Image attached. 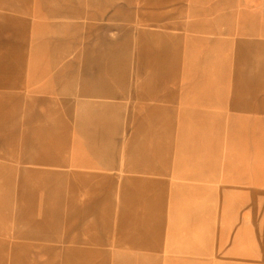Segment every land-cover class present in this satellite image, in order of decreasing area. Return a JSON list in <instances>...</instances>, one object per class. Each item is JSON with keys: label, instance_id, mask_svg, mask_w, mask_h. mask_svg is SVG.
<instances>
[{"label": "rangeland", "instance_id": "374dc122", "mask_svg": "<svg viewBox=\"0 0 264 264\" xmlns=\"http://www.w3.org/2000/svg\"><path fill=\"white\" fill-rule=\"evenodd\" d=\"M99 1L0 0V264H264V0H221L214 124L136 110Z\"/></svg>", "mask_w": 264, "mask_h": 264}, {"label": "crops", "instance_id": "0c3cea01", "mask_svg": "<svg viewBox=\"0 0 264 264\" xmlns=\"http://www.w3.org/2000/svg\"><path fill=\"white\" fill-rule=\"evenodd\" d=\"M97 4L103 9L91 12L90 21L110 25L101 29L132 32L136 110L164 112L186 104L195 118L207 107L214 124L220 94L221 0Z\"/></svg>", "mask_w": 264, "mask_h": 264}]
</instances>
